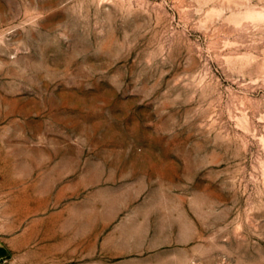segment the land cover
Wrapping results in <instances>:
<instances>
[{
	"label": "rangeland",
	"instance_id": "rangeland-1",
	"mask_svg": "<svg viewBox=\"0 0 264 264\" xmlns=\"http://www.w3.org/2000/svg\"><path fill=\"white\" fill-rule=\"evenodd\" d=\"M6 264H264V0H0Z\"/></svg>",
	"mask_w": 264,
	"mask_h": 264
},
{
	"label": "crops",
	"instance_id": "crops-1",
	"mask_svg": "<svg viewBox=\"0 0 264 264\" xmlns=\"http://www.w3.org/2000/svg\"><path fill=\"white\" fill-rule=\"evenodd\" d=\"M0 264H6V253L0 247Z\"/></svg>",
	"mask_w": 264,
	"mask_h": 264
}]
</instances>
